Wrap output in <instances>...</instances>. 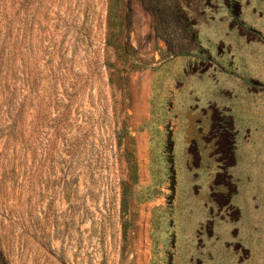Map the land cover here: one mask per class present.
Wrapping results in <instances>:
<instances>
[{"label":"rangeland","instance_id":"1","mask_svg":"<svg viewBox=\"0 0 264 264\" xmlns=\"http://www.w3.org/2000/svg\"><path fill=\"white\" fill-rule=\"evenodd\" d=\"M0 264H264V0H0Z\"/></svg>","mask_w":264,"mask_h":264},{"label":"crops","instance_id":"2","mask_svg":"<svg viewBox=\"0 0 264 264\" xmlns=\"http://www.w3.org/2000/svg\"><path fill=\"white\" fill-rule=\"evenodd\" d=\"M232 118H233V116H232ZM233 122H234V120H233ZM200 139H201V141H202V144L203 145H206V143L203 141V137H200ZM248 139H249V137H247L246 136V138L244 137L243 138V140L244 141H246L247 143H248ZM191 140L189 139V140H187V145L188 144H191ZM237 147H238V144H237ZM236 147V151H235V154L233 155V163H232V166L230 167V169H229V174H230V177L233 179V181L236 183L237 182V180L234 178V171H235V169H236V166L238 165V162H237V159H236V152H237V148ZM186 155H187V159H188V161H191V163L192 164H186V170L188 171V172H190L191 170H193V169H196V168H199V166H200V164H194L195 163V160H197V159H195V157H194V155L193 154H191L190 152H189V149L187 148V152H186ZM211 157V156H210ZM254 158H252V160H253ZM211 161L212 162H214L215 163V160L211 157ZM197 162H199V163H201V159H199V160H197ZM215 165V168L213 169V174L210 176V178H208V185H207V191L209 192V197H210V199H211V192H212V190H211V184H212V181L214 180V178H215V176H216V174L218 173V164H214ZM254 166V168H257L258 166H256V165H258V164H247V166ZM189 166H191V167H189ZM173 175V178H174V174H172ZM175 179V178H174ZM173 179V186L175 185V180ZM172 189H173V187H172ZM237 195V188H236V191H235V193H234V195L231 197V204H232V200H233V198L235 197ZM210 213H211V208H210Z\"/></svg>","mask_w":264,"mask_h":264},{"label":"trees","instance_id":"3","mask_svg":"<svg viewBox=\"0 0 264 264\" xmlns=\"http://www.w3.org/2000/svg\"><path fill=\"white\" fill-rule=\"evenodd\" d=\"M235 193V191L233 192V194ZM230 199V198H229ZM238 218H239V215H237V220L235 221V222H237L238 221Z\"/></svg>","mask_w":264,"mask_h":264}]
</instances>
